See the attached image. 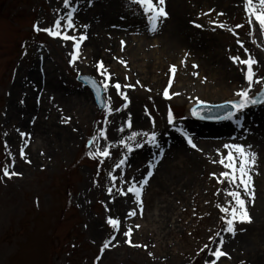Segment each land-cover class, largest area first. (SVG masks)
Returning <instances> with one entry per match:
<instances>
[{"label":"rangeland","instance_id":"374dc122","mask_svg":"<svg viewBox=\"0 0 264 264\" xmlns=\"http://www.w3.org/2000/svg\"><path fill=\"white\" fill-rule=\"evenodd\" d=\"M61 8L62 0H0V168L11 163L4 147L7 140L15 171L23 174L0 181V264H97L103 241L113 234L105 222L107 216L123 220L136 207L130 197L111 202L107 195V173L124 152L118 140L131 131L153 130V118L165 155L144 188L143 214L122 225H141L132 239L149 248L129 247L118 236L119 246L106 250L99 264H205L207 251L199 256L197 252L210 235L224 227L223 213L216 205H225V197L216 193L227 187L210 177L223 170L212 160L218 159L216 150L229 142L251 145L258 154L252 173L255 203L249 207L252 223L237 224L234 237L223 233L222 250L231 259L222 257L217 264H264V138L255 133L264 125L257 119L247 126L242 122L245 112L242 126L235 120L212 122L190 116L196 97L208 104L224 103L246 87L245 66L229 58H246L237 39L259 61L254 65L257 75L264 76V35L247 24L243 0H166L168 17L160 20L155 32L149 30L142 10L129 6L127 0H95L91 7L87 0H78L76 24L89 27L88 39L81 45L82 58L75 67L68 62L71 42L33 30L37 21L42 27L51 26ZM212 21L225 23L238 35ZM193 22L203 27L197 28ZM237 24L244 27L235 29ZM122 40L126 42L123 50ZM208 57L211 60L205 59ZM117 58L125 60L127 67ZM101 60L114 81L135 87H122L129 98L127 108L115 88L105 93V99L111 97L112 108L122 111L109 117L108 140L99 141L101 147L107 143L114 147L97 178L99 161L85 155L86 143L102 126L105 112L77 73L100 81L96 62ZM168 65L176 66L174 77ZM169 79L171 99L163 96ZM260 87L255 85L253 92ZM169 108L177 126L191 135L202 151L188 146L168 125ZM250 109L254 114L264 113L261 105ZM129 115L132 129L117 131ZM63 117H71L70 123H62ZM225 126L229 131L223 130ZM16 129L31 133L25 150L31 163L19 156L23 141ZM242 131L241 139L235 137ZM157 151L151 146L136 150L125 174L142 178ZM94 179L99 180V186ZM105 204L110 212L105 211ZM151 221L156 230L148 229ZM148 251L155 258L149 257Z\"/></svg>","mask_w":264,"mask_h":264},{"label":"snow or ice","instance_id":"6c2138e0","mask_svg":"<svg viewBox=\"0 0 264 264\" xmlns=\"http://www.w3.org/2000/svg\"><path fill=\"white\" fill-rule=\"evenodd\" d=\"M95 0H87L88 6L91 7ZM129 6H138L142 10L143 15L146 17L149 30L155 32L158 28L160 20L167 19L168 12L166 11V0H127ZM243 9L247 17V24L252 29L258 27L259 33L264 35V0H243ZM78 0H62V8L57 9V15L54 19V23L51 26L42 27L40 22L37 21L33 24V30L37 34L40 32L46 33L52 38H58L63 42L72 43V51L70 52L69 64L75 67L77 61L81 59V45L88 39L87 29L89 25L85 24L82 26H77L76 16L78 14ZM63 12V14H60ZM209 13H204L208 15ZM222 16L224 13H218ZM122 19L124 17H121ZM197 28H202L203 25L195 24ZM216 27L220 29L227 28L225 23H220L217 21H212ZM244 25L237 24L235 29L243 28ZM83 29V31L81 30ZM215 28H213V31ZM229 32H233L234 35H238L233 28H227ZM252 31L249 32L251 36ZM236 43L240 45L243 49L246 58H241L239 55L230 56V60L234 64H240L245 66L244 79L246 81V87L238 89L234 96L235 99L226 100L221 105H216L215 107L227 108L231 106V110H227L223 115H205L202 114L204 108H209L207 101L196 97L194 100V106L191 108V115L198 116L201 119H216V120H235L237 125H241V116L244 112L252 106L261 105L264 106V76H258L254 70V65L259 63L249 50L244 46L243 42L239 39ZM255 43V41H253ZM126 42L121 41V50H123ZM27 53L25 52V55ZM119 63L127 67V62L123 59L117 58ZM185 63V61H182ZM192 67L198 68V65L193 64ZM97 75L101 77L100 81L97 79L77 73L79 79H81L85 84L90 85L91 90L95 94V99L99 101L101 107L104 109L105 115L103 120L100 122L101 127L97 129L95 135L91 136L86 143L85 155L92 160H98L99 166L97 168L96 177L100 176V166H102L107 159L112 157L111 149L114 147L113 143H107L105 146L101 147L99 141L108 140V128L107 125L111 123L109 117L115 112L122 111L121 108L113 109L111 106V97L108 96L105 99L104 93H107L110 88H115L117 94L122 96V99L126 102L123 108L128 107L129 98L126 93L122 92L123 88L135 87L134 85H121L119 81L113 80V74L105 67L104 62H96ZM177 68L175 65L170 66V73L173 75L176 73ZM193 75L198 76V72H194ZM127 80V77H125ZM207 77L204 78L206 81ZM203 82V81H202ZM137 84L140 82L137 81ZM260 85V90L253 92L254 86ZM172 86V79H169L168 86L163 89V96L167 99H171L169 88ZM151 91V89H148ZM173 95H179V93H173ZM54 99V98H52ZM23 103V101H21ZM147 111V110H146ZM183 119V118H182ZM71 117H63L62 123H70ZM35 119H33V123ZM167 123L172 126L175 131L179 132L188 146L197 151H202L198 148L194 139L189 135L183 128L177 126V119L171 108L167 112ZM152 129L150 131H131L130 135H125L118 140V146L124 149L118 161L114 163L112 169L108 171V186L106 188L107 195L111 202H115L118 197H130L134 199L136 207L131 208L126 217L122 220L120 217H113L108 215L106 218V224L112 230V235L105 239L100 247V256H97L96 261L99 264L101 257L106 250L116 248L119 246L118 236H122L123 242L132 248H143L147 250L149 248L148 244H141L134 242L132 239L134 230H138L141 225L135 224L133 226H128L122 228V225L131 217H136L137 215L143 214V193L145 186L149 183V180L153 177L154 171L165 155V151L161 146L159 140V134L155 131V119L151 120ZM242 126V125H241ZM133 123L131 116L127 118L123 125H121L117 131L124 133L125 129H132ZM75 130V129H74ZM20 138L23 141V146L19 148V156L21 159L25 160L26 163H31L26 154V148L29 146L31 133L21 131L16 129ZM5 137L8 135L4 133ZM145 146H151L156 148L158 151L154 154L153 160L148 162V168L146 175L142 178H137L135 176L129 177L125 174L124 169L129 166L128 161L131 154L136 150L142 149ZM4 147L11 158L10 165H5L0 168V181L5 179H12L13 177H19L23 174L15 171V158L12 156L11 150L9 148L7 140L4 141ZM218 159L212 160V163L218 164L222 167V171L217 174L213 172L210 177L216 180L219 185H227L224 189H218L216 195H221L225 197V205L217 204L216 207L219 209L223 215L221 220L224 227L221 231L216 232L214 235L208 237V243H205L203 247L197 252V256L201 253L207 251L209 259L205 261V264H217V262L223 257L231 259L228 252L223 251V246L225 243L223 233H229L233 237L237 233V224L252 223V217L249 212V207L254 206L255 203V187L252 182V173L256 167L258 154L252 151L251 145H246L243 143L229 142L222 145V150L217 149ZM158 157V159H157ZM119 170V171H118ZM93 183L99 186V180L94 179ZM90 203V201H88ZM103 203V202H101ZM207 203V201H206ZM37 206H39V200L36 201ZM80 205H77L79 207ZM105 206V211L110 212L107 204ZM87 227V225H85ZM244 229H241L243 231ZM211 245V247H210ZM73 247H75L73 245ZM151 247H155L152 245ZM149 257H154L152 251L147 252ZM241 264H244L242 261Z\"/></svg>","mask_w":264,"mask_h":264},{"label":"bare ground","instance_id":"6f19581e","mask_svg":"<svg viewBox=\"0 0 264 264\" xmlns=\"http://www.w3.org/2000/svg\"><path fill=\"white\" fill-rule=\"evenodd\" d=\"M263 41H264V39H263ZM264 44V43H263ZM263 52H264V50H263ZM176 58V57H175ZM206 60H211V58L210 57H208V58H205ZM171 60V59H170ZM171 66V65H170ZM170 66L168 65L167 66V68L168 69H170ZM260 114V115H259ZM245 116H243V120H242V122L243 123H246L247 124V126H248V124H251V125H253V123L255 122V120H257V119H260L261 121H259L260 122V124H262L263 123V125H264V113L261 115V113L260 112H255V114H254V111L252 110V109H247L246 111H245V114H244ZM254 121V122H253ZM241 122V123H242ZM257 122V121H256ZM245 125V124H244ZM227 127L228 126H225V127H223V130H226L227 129ZM255 129V128H254ZM227 131H229L228 129H227ZM245 131H242L240 134H237L235 137H240V139H241V137L245 134L244 133ZM257 132V133H256ZM255 133L256 134H258L259 135V137H263L264 138V127H258V128H256L255 129ZM177 148H179V146H177ZM155 150V149H154ZM149 155H151V153L149 152ZM153 156V155H152ZM151 156V157H152ZM153 158H154V156H153ZM153 158H152V160H153ZM157 159H158V157H157ZM155 222H157V220L155 219L154 220ZM147 227H148V229L149 230H156V228H155V223L154 222H152L151 221V223H149L148 225H147ZM157 234H158V236L160 237V232L158 231L157 232ZM158 237V239L160 240V238Z\"/></svg>","mask_w":264,"mask_h":264},{"label":"water","instance_id":"95a60500","mask_svg":"<svg viewBox=\"0 0 264 264\" xmlns=\"http://www.w3.org/2000/svg\"><path fill=\"white\" fill-rule=\"evenodd\" d=\"M79 80H81V79H79ZM82 81V80H81ZM83 82V81H82ZM84 83V82H83ZM85 84V83H84ZM87 87L89 86L90 87V85H88V84H85ZM94 93V92H93ZM94 97H95V94H94ZM97 101V100H96ZM97 105L101 108V109H103L102 107H101V105H100V103H99V101H97ZM205 110H207V111H214V110H217V109H221L220 107H215V106H210L209 108H204ZM227 110H231V106L229 105L228 106V109Z\"/></svg>","mask_w":264,"mask_h":264}]
</instances>
